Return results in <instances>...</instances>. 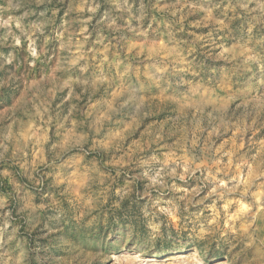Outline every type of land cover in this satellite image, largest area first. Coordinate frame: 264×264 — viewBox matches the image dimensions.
Instances as JSON below:
<instances>
[{
  "label": "clouds",
  "instance_id": "clouds-1",
  "mask_svg": "<svg viewBox=\"0 0 264 264\" xmlns=\"http://www.w3.org/2000/svg\"><path fill=\"white\" fill-rule=\"evenodd\" d=\"M0 264H264V0H0Z\"/></svg>",
  "mask_w": 264,
  "mask_h": 264
}]
</instances>
